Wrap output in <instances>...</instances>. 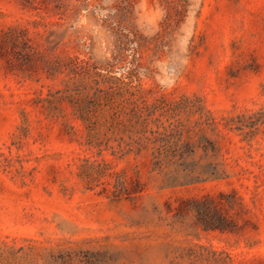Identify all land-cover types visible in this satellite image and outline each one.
Here are the masks:
<instances>
[{"label":"rangeland","instance_id":"1","mask_svg":"<svg viewBox=\"0 0 264 264\" xmlns=\"http://www.w3.org/2000/svg\"><path fill=\"white\" fill-rule=\"evenodd\" d=\"M95 84L140 85L146 125ZM259 110L264 0H0V264H264Z\"/></svg>","mask_w":264,"mask_h":264},{"label":"trees","instance_id":"2","mask_svg":"<svg viewBox=\"0 0 264 264\" xmlns=\"http://www.w3.org/2000/svg\"><path fill=\"white\" fill-rule=\"evenodd\" d=\"M74 85V84H73ZM57 91L59 94H57ZM55 92H48L47 96L44 97L48 102L52 100H67L72 106L76 107L77 98H76V87L67 86L65 89L57 90ZM144 89L138 84H109L105 88L99 86L93 87V92L87 96L92 105L95 108L107 106L110 111V116L106 118L105 122H115L120 124L123 122V116L127 113L126 106L132 104V118L136 119V123H140L143 127L146 125V122L141 118L139 113L142 107H146V100L143 98ZM86 96V97H87ZM142 119V120H139ZM86 121H88V126L95 127L96 119H92L91 115L86 116ZM234 128L241 130L247 137L253 136L260 128L261 125L264 126V110H259L251 113L248 116L241 115L236 120H233ZM138 144L143 143L138 137ZM99 147V150H102L101 142L96 143ZM104 147H111V154L115 155L117 153H124L125 150L123 147H119V150L114 148V146H108L104 144ZM139 150H137L138 152ZM155 155L156 152L153 151ZM196 203L200 206H196V215L197 221L205 229L209 228H225V219L223 216L219 215V220H216L211 214V208L205 205V201L195 200ZM214 211V210H213ZM216 213V210H215Z\"/></svg>","mask_w":264,"mask_h":264}]
</instances>
